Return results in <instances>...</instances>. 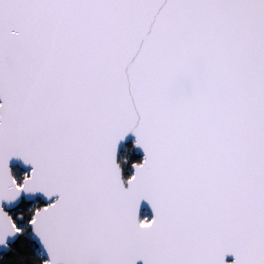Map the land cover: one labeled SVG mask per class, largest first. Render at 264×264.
<instances>
[{
  "label": "snow or ice",
  "instance_id": "snow-or-ice-1",
  "mask_svg": "<svg viewBox=\"0 0 264 264\" xmlns=\"http://www.w3.org/2000/svg\"><path fill=\"white\" fill-rule=\"evenodd\" d=\"M138 261L264 264V0H0V264Z\"/></svg>",
  "mask_w": 264,
  "mask_h": 264
},
{
  "label": "rangeland",
  "instance_id": "rangeland-1",
  "mask_svg": "<svg viewBox=\"0 0 264 264\" xmlns=\"http://www.w3.org/2000/svg\"><path fill=\"white\" fill-rule=\"evenodd\" d=\"M130 143L131 144V150L130 151H128V149H126V143ZM135 153V154H138L139 155V157H141V159L143 158L142 157V153L140 152V150H139V148H136V147H134V139H131V140H128V141H126L120 148H119V153H118V160H120V159H122V160H124V157H125V155L126 154H130V153ZM18 166V165H17ZM131 171H133L132 170V168H131V166L129 167V168H127L126 169V173H127V175H129L130 173H131ZM140 215H141V218L144 216V215H151V213H150V211L147 209V208H145V207H143L142 209H141V213H140Z\"/></svg>",
  "mask_w": 264,
  "mask_h": 264
},
{
  "label": "trees",
  "instance_id": "trees-1",
  "mask_svg": "<svg viewBox=\"0 0 264 264\" xmlns=\"http://www.w3.org/2000/svg\"><path fill=\"white\" fill-rule=\"evenodd\" d=\"M126 145V149H128V151H130L131 149V144L128 142L125 144ZM141 159V157H139L138 154L135 153H130V154H126L124 157V160L120 159V161L122 162V167L124 170V175L127 176L126 173V169L129 168L131 166V162L132 161H139Z\"/></svg>",
  "mask_w": 264,
  "mask_h": 264
},
{
  "label": "water",
  "instance_id": "water-1",
  "mask_svg": "<svg viewBox=\"0 0 264 264\" xmlns=\"http://www.w3.org/2000/svg\"><path fill=\"white\" fill-rule=\"evenodd\" d=\"M130 138H133V139L135 140V137H134L133 134H128V136H127L123 141H121V143H120V147H121L126 141H128ZM120 147H119V148H120ZM139 150H140V152L142 153V157H143L142 149H139ZM17 165H18V164H17ZM142 204H143V207L147 208V209L150 211V209H149V207H148V205H147L146 202H142ZM143 207H142V208H143ZM233 258H234V257H232V256H229V257H228L229 260H231V259H233ZM137 264H143V262H142V261H138Z\"/></svg>",
  "mask_w": 264,
  "mask_h": 264
}]
</instances>
